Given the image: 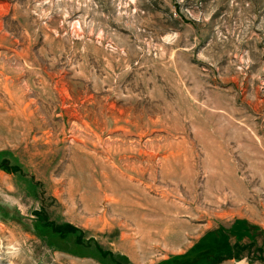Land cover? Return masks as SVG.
I'll return each instance as SVG.
<instances>
[{
	"label": "rangeland",
	"instance_id": "obj_1",
	"mask_svg": "<svg viewBox=\"0 0 264 264\" xmlns=\"http://www.w3.org/2000/svg\"><path fill=\"white\" fill-rule=\"evenodd\" d=\"M0 264H264V0H0Z\"/></svg>",
	"mask_w": 264,
	"mask_h": 264
}]
</instances>
